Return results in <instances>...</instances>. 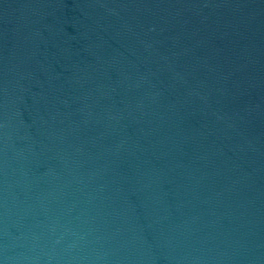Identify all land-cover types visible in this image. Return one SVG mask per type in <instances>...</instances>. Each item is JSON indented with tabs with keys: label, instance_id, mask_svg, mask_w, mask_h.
I'll list each match as a JSON object with an SVG mask.
<instances>
[{
	"label": "water",
	"instance_id": "1",
	"mask_svg": "<svg viewBox=\"0 0 264 264\" xmlns=\"http://www.w3.org/2000/svg\"><path fill=\"white\" fill-rule=\"evenodd\" d=\"M0 264H264V0H0Z\"/></svg>",
	"mask_w": 264,
	"mask_h": 264
}]
</instances>
